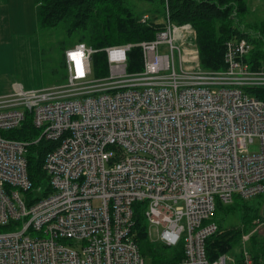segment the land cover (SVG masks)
I'll return each mask as SVG.
<instances>
[{
    "label": "built area",
    "instance_id": "1",
    "mask_svg": "<svg viewBox=\"0 0 264 264\" xmlns=\"http://www.w3.org/2000/svg\"><path fill=\"white\" fill-rule=\"evenodd\" d=\"M140 21L162 29L151 41L107 47L108 76H93L97 51L80 43L65 52V83L16 84L0 97V229H8L0 264H146L134 240L138 202L150 239L183 244L181 264H264L246 235L240 258L210 262L206 253L218 205L264 194V100L253 93L264 89V64L251 61L253 44L241 39L226 43L224 69L187 67L184 55L194 53L178 36L191 25L173 24L168 12ZM134 47L143 70L130 74ZM27 113L41 131L34 143L57 142L45 162L46 194L28 174L31 143L4 136Z\"/></svg>",
    "mask_w": 264,
    "mask_h": 264
},
{
    "label": "trees",
    "instance_id": "2",
    "mask_svg": "<svg viewBox=\"0 0 264 264\" xmlns=\"http://www.w3.org/2000/svg\"><path fill=\"white\" fill-rule=\"evenodd\" d=\"M139 3L147 4L149 8L141 12L137 8ZM34 4L39 30H56L63 35L75 37L77 44H87L97 51L92 61L95 78H104L109 74L105 53L107 47L151 41L162 29L152 22L142 23L140 17L145 13L160 19L165 18L168 12L173 24L192 26L199 53L198 65L195 66L197 69H224L226 43L241 39L253 44L251 61L264 64V22L254 24L249 21L252 0H34ZM68 49H64L60 62L65 70V52ZM142 70L141 48L134 47L128 55V73ZM253 93L264 100V89H257ZM40 135L41 131L34 126L31 113H27L20 128L4 133L8 138L31 143L26 152L28 174L33 187L44 188L46 194L49 179L45 162L57 142L42 138L34 143ZM262 197L264 194L254 197V201L236 197L230 205H218L211 220L218 225L219 230L206 240V253L210 262L224 253L240 258L239 253L242 252L237 251L244 248L243 233H247L256 220L264 222V207L261 203H255ZM144 208V202L133 205V232L135 243L145 261L149 264H181L185 257L183 244L168 247L153 242L149 237ZM235 214L242 216L243 228H224L226 219ZM246 249L259 263L264 258V236L252 235Z\"/></svg>",
    "mask_w": 264,
    "mask_h": 264
},
{
    "label": "rangeland",
    "instance_id": "3",
    "mask_svg": "<svg viewBox=\"0 0 264 264\" xmlns=\"http://www.w3.org/2000/svg\"><path fill=\"white\" fill-rule=\"evenodd\" d=\"M250 7L252 10L248 15L249 21L254 24L264 22V2L252 0ZM137 8L142 12L148 9L149 6L139 3ZM28 22V27L17 29L18 31L15 30V35H0V79L3 82L2 85L8 86L18 82L25 90H39L59 85L63 80L66 82L67 70L61 67V58L64 54V49L75 46L77 39L63 35L53 29L39 30L36 14L31 15L28 18ZM192 39V32L182 31L179 33L178 42L185 47L189 46V50L194 53V56L190 52H186L184 55L185 65L190 68L195 67L197 64V47ZM2 63H5V65H1ZM258 147L259 145L256 143L251 147V150L256 151ZM47 184H49V181H47ZM252 200L254 201L255 199L252 198ZM255 203H261L264 207V197L256 200ZM223 225L224 228L232 226L243 228L242 216L239 214L232 215L226 219ZM7 230L2 228L0 232ZM161 231L162 228H160ZM244 234L250 237L246 243L248 248L252 235L264 236V222L256 220L253 227L247 233L244 232L243 236ZM151 239L155 243H160L159 235L157 234H153ZM239 252L241 250L237 251V253ZM146 264L149 263L146 261Z\"/></svg>",
    "mask_w": 264,
    "mask_h": 264
},
{
    "label": "crops",
    "instance_id": "4",
    "mask_svg": "<svg viewBox=\"0 0 264 264\" xmlns=\"http://www.w3.org/2000/svg\"><path fill=\"white\" fill-rule=\"evenodd\" d=\"M33 14H36L33 0H0V35H15L17 29L28 27V18ZM1 65H5V63ZM2 83L0 79V97L12 94L14 86L20 84L15 82L4 86Z\"/></svg>",
    "mask_w": 264,
    "mask_h": 264
},
{
    "label": "clouds",
    "instance_id": "5",
    "mask_svg": "<svg viewBox=\"0 0 264 264\" xmlns=\"http://www.w3.org/2000/svg\"><path fill=\"white\" fill-rule=\"evenodd\" d=\"M70 55H71V58L77 62V65H79L80 53L79 52H73V53H70Z\"/></svg>",
    "mask_w": 264,
    "mask_h": 264
}]
</instances>
